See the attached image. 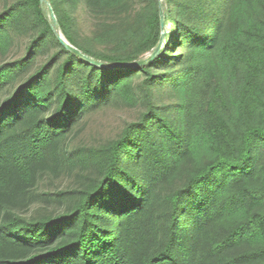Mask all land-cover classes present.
I'll use <instances>...</instances> for the list:
<instances>
[{"label": "trees", "instance_id": "obj_1", "mask_svg": "<svg viewBox=\"0 0 264 264\" xmlns=\"http://www.w3.org/2000/svg\"><path fill=\"white\" fill-rule=\"evenodd\" d=\"M45 1L121 68L0 0V264H264V0Z\"/></svg>", "mask_w": 264, "mask_h": 264}, {"label": "rangeland", "instance_id": "obj_2", "mask_svg": "<svg viewBox=\"0 0 264 264\" xmlns=\"http://www.w3.org/2000/svg\"><path fill=\"white\" fill-rule=\"evenodd\" d=\"M135 113L127 110L108 109L103 113L93 116L86 129L82 132L89 142L112 137L117 133L123 123L132 120Z\"/></svg>", "mask_w": 264, "mask_h": 264}, {"label": "water", "instance_id": "obj_3", "mask_svg": "<svg viewBox=\"0 0 264 264\" xmlns=\"http://www.w3.org/2000/svg\"><path fill=\"white\" fill-rule=\"evenodd\" d=\"M40 2L42 4H45L47 9H48V12H49V17H50V20H51V29L52 31L55 33L57 39L60 41V43L63 45V47L65 49H67L68 51L76 54L77 56H79L82 60H84L85 62L91 64V65H94V66H97V67H103V68H109V69H119L121 68L120 65L118 66H115V67H111L109 65H106L100 61H96L84 54H82L81 52H79L78 50H76L75 48H73L72 46H70L67 42H65L61 35L59 34V32L57 31V24H56V20H55V17L50 9V7L47 5V2L45 0H40ZM158 10H159V18H160V25L162 27L163 25V17H162V5H161V0H158ZM163 33L161 35V38L156 46V48L153 50V52L149 55V58H153L159 51V49L161 48V45H162V42H163ZM144 64V61H137V62H132V63H128L126 64L123 68H134V67H137V66H140Z\"/></svg>", "mask_w": 264, "mask_h": 264}, {"label": "snow or ice", "instance_id": "obj_4", "mask_svg": "<svg viewBox=\"0 0 264 264\" xmlns=\"http://www.w3.org/2000/svg\"><path fill=\"white\" fill-rule=\"evenodd\" d=\"M98 195H100L101 197H103L105 195H109V196H111L113 198L119 199V198L128 196L129 193L117 189V190L110 191L108 193L100 192V193H98Z\"/></svg>", "mask_w": 264, "mask_h": 264}]
</instances>
